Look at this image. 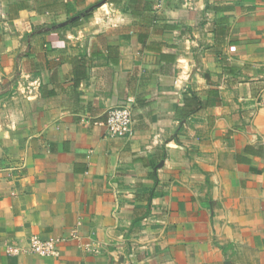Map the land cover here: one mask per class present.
Masks as SVG:
<instances>
[{"label":"crops","instance_id":"1","mask_svg":"<svg viewBox=\"0 0 264 264\" xmlns=\"http://www.w3.org/2000/svg\"><path fill=\"white\" fill-rule=\"evenodd\" d=\"M243 251L264 264V0H0V264Z\"/></svg>","mask_w":264,"mask_h":264},{"label":"built area","instance_id":"2","mask_svg":"<svg viewBox=\"0 0 264 264\" xmlns=\"http://www.w3.org/2000/svg\"><path fill=\"white\" fill-rule=\"evenodd\" d=\"M131 99L126 103L113 107L108 110L104 125L106 135L110 137H126L132 132L133 115ZM59 244L57 240L44 239L38 235L30 237L27 248L22 252L37 254L40 256H56L59 253ZM10 253L18 254L21 251L17 248L9 249Z\"/></svg>","mask_w":264,"mask_h":264},{"label":"rangeland","instance_id":"3","mask_svg":"<svg viewBox=\"0 0 264 264\" xmlns=\"http://www.w3.org/2000/svg\"><path fill=\"white\" fill-rule=\"evenodd\" d=\"M251 258H252L251 255L249 253H245L244 251L242 253H237V259L240 260L239 264H255L254 257H253V261ZM227 264L230 263L227 262Z\"/></svg>","mask_w":264,"mask_h":264}]
</instances>
